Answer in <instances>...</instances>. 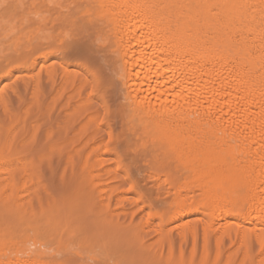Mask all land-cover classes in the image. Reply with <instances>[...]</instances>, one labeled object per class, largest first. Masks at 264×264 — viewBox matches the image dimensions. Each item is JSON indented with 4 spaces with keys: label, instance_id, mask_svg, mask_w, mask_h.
I'll list each match as a JSON object with an SVG mask.
<instances>
[{
    "label": "bare ground",
    "instance_id": "bare-ground-1",
    "mask_svg": "<svg viewBox=\"0 0 264 264\" xmlns=\"http://www.w3.org/2000/svg\"><path fill=\"white\" fill-rule=\"evenodd\" d=\"M15 1L9 9L24 14L0 34L3 66L24 61L0 74V264H48L69 245L85 259L264 264V0ZM85 18L105 42L115 86L104 93L59 51ZM20 68L29 79L3 84ZM125 142L138 144L144 171L128 166ZM38 145L90 186L145 182L164 208L138 234V213L124 220L102 199L92 206L98 239L59 233L71 202L61 209L10 189L33 174Z\"/></svg>",
    "mask_w": 264,
    "mask_h": 264
},
{
    "label": "rangeland",
    "instance_id": "rangeland-1",
    "mask_svg": "<svg viewBox=\"0 0 264 264\" xmlns=\"http://www.w3.org/2000/svg\"><path fill=\"white\" fill-rule=\"evenodd\" d=\"M0 1L5 2V3L0 2V10H1L0 11V34H1L3 31L8 30L7 27L10 26V23L12 22V20H14L16 17H20L21 13L24 14V12L22 11L23 9L20 7L17 8L16 10L9 9V7H11L9 6V3H12L13 0H0ZM14 3H17L19 5L20 3L22 5L23 4L27 5V0H16ZM3 8L7 9V12ZM14 11L16 12L15 14H14ZM0 48H1V43H0ZM2 63H3L2 60H0V68H1L0 74L3 73L2 71L4 70L2 69H4L5 67L6 69L8 68L7 70H9L16 66L24 65L23 64L24 61L22 58L14 61L13 63H10L9 65H4L5 67L3 66ZM13 75L5 78L3 84H12L16 76H20L22 78H25L26 80L29 79L28 71L24 68H20L19 70L14 71ZM115 128H117L116 131H118V127L115 126ZM40 143L41 142H39V144ZM36 149L35 150L37 153H33L34 155H32L31 157V162L33 165V174L26 176V177L24 176V178L22 176L21 177L15 176L12 182V187L10 189L12 190L11 192L14 195H16L17 191L19 192L21 190L19 194H21L20 195L21 198H23L25 201L30 200V199L36 200V198L37 199L39 198L41 203L43 202L45 203L47 202L50 204L55 203L52 205H58L61 207V209L64 207V205H66L67 203L69 205V202H71L70 204H72L73 206L71 211L66 212V213L63 212L62 215H60L61 218H58V219H61L62 221L61 224L57 225L58 229L56 227L59 233H62V232L64 233L66 229V232L68 234H70L71 236H75L76 238H87V239H92V240L95 238L98 239V237L95 236L96 235L95 233H96V228L98 227L97 221L99 218H97L98 215H96L97 214L96 211L92 210V206L94 205L97 208V205H99L98 208L100 209L101 208L100 203L102 202L101 201L102 199H104L106 204L108 202H109L108 203L109 205L111 204L112 206V207L110 206L111 209L115 208L116 211L118 210L117 213L119 214V217L122 216L121 218L123 219L127 217L125 215L127 212H132V213L135 212V214L138 213L137 214L138 216H136L137 218L135 221V225L137 226L136 231L137 229H138V232L140 231L138 234H140L141 232L143 233L144 228H146L148 224H152V214L155 213L156 210L158 209L161 210L162 208H164L162 206H159L160 204L158 205V200L156 199V196L152 190V187L150 185L147 186L145 182H143V184L141 182L140 183L141 186L137 185L140 187L139 188L137 187L138 189L133 191L132 190L133 187H131L133 182L131 184V181H126V182L113 181L112 183L108 181L109 182L108 183L107 181H105L107 177L102 178L104 180H102L100 177H94L93 182L95 184L90 186L89 184H91V182L88 180L92 179L91 177L89 176H84V177L69 176L67 172V166L64 161L60 160L58 157H55V156H52V157L42 156V153L40 151V145H38ZM41 157H44V159L39 161L38 159ZM133 176H134V179L135 178L141 179V177H139L135 173ZM141 189H142V192H141ZM119 197L120 198L122 197V199H120ZM117 198H119L122 202L118 203L119 199ZM131 201H134V203L133 202L130 203ZM72 202H75L76 204H73ZM155 202L157 203V205H155L156 204ZM79 205L80 207H77ZM86 205H88L91 209L88 208V206ZM152 206L154 208H152ZM68 214L69 216H67ZM93 216H95V219ZM65 223L67 224L66 226H64ZM98 228L97 230H99ZM150 229H151V234L146 235L147 238L145 239L147 243H150L152 241V228ZM97 232L99 233V231ZM120 239L121 238L118 237L117 241H119ZM146 242L145 244L147 245ZM122 244L123 243L121 242L119 243L120 246ZM122 247L123 246H121V248ZM125 247L126 249L128 248L127 246ZM129 249H128V253L134 255V250L131 248Z\"/></svg>",
    "mask_w": 264,
    "mask_h": 264
},
{
    "label": "snow or ice",
    "instance_id": "snow-or-ice-1",
    "mask_svg": "<svg viewBox=\"0 0 264 264\" xmlns=\"http://www.w3.org/2000/svg\"><path fill=\"white\" fill-rule=\"evenodd\" d=\"M105 42L102 38L96 37L87 22L78 24L77 29L63 33V39L60 41L59 51L63 59L68 64L85 65L93 73V90H98L101 93L115 85L108 76L106 68V49L101 47ZM119 109H116L118 116ZM108 115V113H105ZM109 142H112L113 137L109 135ZM119 148L124 152L125 160L128 166L133 170L139 169L144 171L142 164L146 163L143 154L140 151L138 144L125 142L119 145ZM59 259L50 261L48 264H137L136 261L122 260L117 262L115 259H110L108 255L97 252L85 259L83 250L75 246L69 245L62 247L58 253Z\"/></svg>",
    "mask_w": 264,
    "mask_h": 264
}]
</instances>
